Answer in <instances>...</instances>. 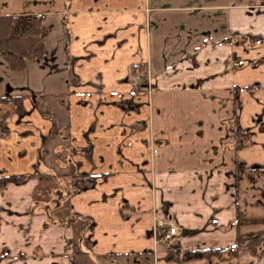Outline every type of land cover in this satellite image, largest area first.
Returning a JSON list of instances; mask_svg holds the SVG:
<instances>
[{"label":"crops","instance_id":"obj_1","mask_svg":"<svg viewBox=\"0 0 264 264\" xmlns=\"http://www.w3.org/2000/svg\"><path fill=\"white\" fill-rule=\"evenodd\" d=\"M32 15L44 56L0 51V264H264L167 257L264 229V0H0Z\"/></svg>","mask_w":264,"mask_h":264},{"label":"trees","instance_id":"obj_2","mask_svg":"<svg viewBox=\"0 0 264 264\" xmlns=\"http://www.w3.org/2000/svg\"><path fill=\"white\" fill-rule=\"evenodd\" d=\"M42 30V19L40 15H32L27 17L21 16H0V51L4 55L11 68L21 70L30 58L41 59L44 56V49L40 41ZM20 96H0V106L10 109L6 110L0 116V137L7 134V127L4 125L3 119L11 112V108L18 103ZM238 140L242 135L239 128L236 129ZM239 141L238 144H243ZM240 174L237 179L242 178L244 169L238 167ZM2 181V179H0ZM2 185V182H0ZM244 213L239 211L236 222L237 237L233 247L204 249V250H174L167 254L168 258H177L179 260H188L198 257H206L217 254L220 257L224 253L236 255L240 250H248L254 255L264 254V229L244 231L242 221ZM164 230L158 233L159 238L164 234Z\"/></svg>","mask_w":264,"mask_h":264},{"label":"built area","instance_id":"obj_3","mask_svg":"<svg viewBox=\"0 0 264 264\" xmlns=\"http://www.w3.org/2000/svg\"><path fill=\"white\" fill-rule=\"evenodd\" d=\"M139 79L140 77H137L136 80H139ZM178 233H179V228L177 226L170 225L168 230L161 236L160 241H167Z\"/></svg>","mask_w":264,"mask_h":264},{"label":"rangeland","instance_id":"obj_4","mask_svg":"<svg viewBox=\"0 0 264 264\" xmlns=\"http://www.w3.org/2000/svg\"><path fill=\"white\" fill-rule=\"evenodd\" d=\"M260 178V180H263L264 178H261L260 176H258ZM257 177V178H258ZM258 201L262 202L263 204L261 205V207L256 211V210H253L254 212V215L257 216V215H263L264 216V199L260 197V195L258 194ZM251 213V212H250ZM260 226H256V228H259Z\"/></svg>","mask_w":264,"mask_h":264}]
</instances>
